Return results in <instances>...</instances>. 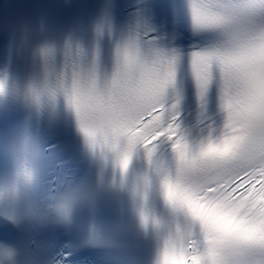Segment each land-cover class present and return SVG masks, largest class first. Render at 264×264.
<instances>
[{
  "label": "snow or ice",
  "instance_id": "snow-or-ice-1",
  "mask_svg": "<svg viewBox=\"0 0 264 264\" xmlns=\"http://www.w3.org/2000/svg\"><path fill=\"white\" fill-rule=\"evenodd\" d=\"M258 9L264 15V0H258V4L257 0H249L240 8L224 10H213L210 5L193 6V20L198 27H219L228 37L222 48L193 51L189 56L198 101H203L215 80L220 107L225 112L220 137L202 140L195 147L186 143L176 123L179 98L172 90L177 58L146 45L147 37L129 31L116 48L114 70L135 64L142 78L134 86L149 99L148 105L124 124L84 105L92 68L79 65L78 51L70 53L57 72L51 63L53 50L42 49L43 72L38 91L52 96L63 94L86 137L102 147L122 150V168L137 149L142 148L151 158L155 141H170L176 157V178L165 181L166 198L200 224L203 240L182 237L178 246L165 248L160 264H264V203L260 199L264 198V167L256 162L264 161V104L256 112L249 110L258 99V81L264 80V24L256 22ZM233 135L238 136V142L232 151L214 155L213 146L222 145ZM239 165L244 167L237 170ZM249 168L253 169L251 173ZM224 169L231 171L199 191L192 190L190 182L200 174ZM224 180H228L226 186H222ZM245 180L248 184L239 189L237 185ZM256 181L259 184L253 188ZM189 200L202 202L216 215L199 214ZM6 227L0 225V231ZM243 227L254 229L256 234L246 236L233 231ZM10 255L0 250V257Z\"/></svg>",
  "mask_w": 264,
  "mask_h": 264
}]
</instances>
